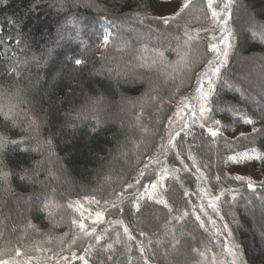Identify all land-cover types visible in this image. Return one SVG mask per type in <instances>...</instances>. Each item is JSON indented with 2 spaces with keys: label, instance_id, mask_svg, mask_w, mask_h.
Here are the masks:
<instances>
[{
  "label": "trees",
  "instance_id": "obj_1",
  "mask_svg": "<svg viewBox=\"0 0 264 264\" xmlns=\"http://www.w3.org/2000/svg\"><path fill=\"white\" fill-rule=\"evenodd\" d=\"M167 1L0 0V91L19 95L25 101L20 107L39 124L38 131H25L27 123L20 117L13 127L0 116V133L12 140L24 137V143H9L0 152V171L10 174L0 184V259L15 257L19 248L22 255L16 259L20 264L28 257L30 264L51 263L66 254L76 234L81 240L72 220L79 221L80 212L101 211L108 212L110 220L98 234L102 239H91L88 264H144L145 259L148 264H213V255L215 264H227L221 239L230 247L239 245L240 264H264V220H256L264 210V179L255 180V191H250V178H234L240 175L238 169L246 167H254L263 176L264 161L228 160L253 148L264 154V132H252L253 127L264 128V95L254 94L256 83L251 76L242 77L249 72L244 66L252 62L264 71V43L259 39L264 0H232L227 24L233 33L232 48L210 98L212 120L221 123L209 120L206 125L218 128L220 134L213 138L199 127V121H192L189 129L172 133L181 132L174 141L176 148L168 144L169 117L213 58L207 51L212 37L218 42L221 35L218 24L210 22L206 0H192L170 26L151 19L156 16L148 15L149 10ZM241 4L248 7L253 22L243 30ZM134 11L145 17L143 26ZM80 20L94 22L96 29L82 34ZM105 29L112 36L109 45L100 48ZM185 29L193 37L188 44ZM65 37L78 38V43ZM153 49L164 52V62L150 70L139 67L136 57L143 56L150 63ZM69 56L86 63L76 67L67 60ZM181 56L186 60L181 61ZM248 57L253 61L245 65ZM10 69L19 78L15 73L7 75ZM257 88L264 92V86ZM124 105L129 108L121 110ZM149 107L155 110L148 111ZM245 116L256 123L246 125ZM242 128L248 131L243 136L234 133ZM38 145L39 150H34ZM163 156L170 174L162 181L165 186L155 191L157 198L168 202L171 212L147 195L138 200L141 192L135 191L143 166L150 158ZM54 177L61 179L56 187H52ZM152 178L150 190L158 179ZM201 189L212 195L223 193L217 202L219 215L207 207L208 198ZM200 205L205 206L204 212ZM184 212L188 215L183 216ZM205 212L218 228L212 231ZM196 215L204 222L203 228ZM118 220L128 227L132 240L115 223ZM140 247L145 250L143 256Z\"/></svg>",
  "mask_w": 264,
  "mask_h": 264
},
{
  "label": "snow or ice",
  "instance_id": "obj_2",
  "mask_svg": "<svg viewBox=\"0 0 264 264\" xmlns=\"http://www.w3.org/2000/svg\"><path fill=\"white\" fill-rule=\"evenodd\" d=\"M4 2L6 3V0H4ZM206 2H207L208 10L211 13V19L216 24L223 25V27L221 28L222 36L218 42H216L215 36L212 37L213 42L208 45L207 51L213 55V59H209L207 61V65H206L207 71H205L204 73H201L197 77L198 87L196 88V92L199 93V95L197 97L198 112L196 110V107L190 106L188 103H185L184 101H182L181 102L182 107L179 108L177 110V113H175L174 115H179L180 112L185 111V110L190 111L193 123H196L197 121H199V127L201 129H206L208 134L211 137L215 138L220 134L219 129L213 128V127H206V125H207V122L209 120H211L214 125H220V123H221L220 120H212L210 113L213 111V109H212V106L210 104V98L214 92L213 85H214L216 79H218L220 77L221 69L227 65L228 57H229V51L232 48L231 40L233 37V33H232L231 29H229L227 27L228 20L231 17L232 0H224V3H223V5L219 11H217V7H219V5L214 7L216 0H206ZM169 3L172 5H175L174 11L170 15L169 14H161L160 16H157V17H151V19L158 20V21L162 22L165 26H170L172 22H174L178 18H180L182 16V14H184L185 11L190 8V6L192 5V0H181V2L179 4H175V0H169ZM64 6H65L64 3L61 2L60 8L63 9ZM137 7H140V5L138 4ZM133 16L138 17L139 22L141 24L144 23L145 17H142L140 15V12L134 11ZM101 19H104V17L101 16ZM184 34H185V36L188 37V39L185 41V44H188L193 39V37L188 34L187 29H185ZM111 36H112V33L107 31V29H105V34L102 37L103 47L106 48L109 45ZM253 38L254 39L256 38L255 33L253 34ZM61 39H63V37H61ZM176 39L179 40L180 37L177 36ZM259 39H260L261 43H264V25L261 26V29L259 32ZM221 45H223V47H221ZM153 53H154V55H153V58H152L150 63L146 60L145 57L138 55L136 57V59L138 61H140L138 66L150 70L153 67H156L158 64H161L164 62L163 61V57H164L163 51H160L159 49H153ZM67 60L70 63H74V65L76 67H80L86 63V61L83 58H74L72 56L67 57ZM180 60L185 61L186 57L181 56ZM13 73H15L17 78H19L20 74L18 72H16L15 69H10L9 72L7 73V75L11 76V75H13ZM205 77L207 78L206 81H205ZM205 86H206V90H205ZM261 94L264 95V92H262ZM185 99H187V98H185ZM23 103H25V101L21 100L19 98V95L14 96V95L10 94L7 90L0 91V116L3 117V120L5 121V123L11 121L13 127L18 126L16 124V118L20 117V119L22 121H25L27 123V128L25 129V131L31 130L33 128H35L38 131L39 130V124L37 122L36 117L31 115L28 111H26L20 107L21 104H23ZM21 113H22V115H21ZM261 119H264V117H262ZM243 122L246 125H254L256 123L255 120H253L251 117H248V116H245L243 118ZM169 123H172V117H169ZM189 128H190L189 123L184 122L181 131H184L185 129H189ZM252 132L253 133L264 132V128L258 129L256 127H253ZM180 135H181V132L178 131L175 133V135L170 136V138L168 140V144L171 147L176 148L177 145L174 143V141H176V137H178ZM187 135H188V132H185V136H187ZM241 135L243 136L244 134L241 133ZM32 139H36V137L33 136ZM9 143L11 145H14V146L21 144V143H24V137H21L19 140H12L8 136L0 133V152L4 151ZM45 143L47 145H51L52 141L47 140ZM22 150H27V149H22ZM34 150H39V145H38L37 149H34ZM176 155H177V158L179 159V157H180L179 151H177ZM189 158L193 159L191 156ZM228 160L232 161L234 163H242L244 161H249V160L264 161V154L257 153L256 149L253 148L250 151H245V152L239 153L235 156H230V157H228ZM192 166L196 167L195 162L193 163ZM147 167H148V165H145V168H147ZM196 170H197V172H201L200 168H198V167L196 168ZM169 174L170 173H169L168 169H164L163 174L158 173L157 174V176H158L157 181H153L151 183V190L149 188V185H144L145 191L143 194L140 195L138 200L143 199L144 195H147L148 200H155L156 203L163 204V206L166 208H169V211L171 212L172 209L169 207L168 202L163 197L157 198L158 194L155 191L158 186L159 187L165 186L162 183V181ZM9 175L10 174L8 172L0 171V184L6 183L8 178H9ZM140 175L143 176L144 172L142 171L140 173ZM20 178L23 180V179H25V176L21 175ZM201 178H204L203 173H201ZM234 178L237 181H244L246 179L245 177L240 176V175H237ZM219 179H220V177L217 176L216 180L219 181ZM128 187H131V185H128ZM247 187L250 191H255V185L253 184V182L251 180H247ZM201 192L203 193V195L205 197L208 198L207 207L211 208L217 215H219V208L217 206V202L221 199V195H223V193H221V195H212V194H210V191L206 190V189H201ZM185 195H188L187 191L185 192ZM232 199L235 200L236 197L233 196ZM93 202L99 203V201H95L94 198H93ZM77 203H79V202H77ZM105 203H107V201ZM68 206L72 207L71 204H69ZM46 207H47V204H46ZM134 207H136L137 210L139 209V202L138 201L134 205ZM200 211H202V212L205 211L204 205H200ZM187 215H188L187 212L183 213V216H187ZM205 215H207L206 212H205ZM89 217H91V213H89ZM181 218L182 217H178L176 219H181ZM84 219H85L84 214H83V212H81V219L79 221L76 219H73L72 225L78 227L80 232L86 236L93 235V233H95L96 229L92 228L90 231L86 230V224L84 222ZM103 219H104L103 212L97 211L95 213V219L92 222H93V224H95L97 222H102ZM221 219H223V217H221ZM196 220L201 221L200 226L203 228L204 222L201 220V217L199 215H196ZM209 222H212L211 217H209ZM115 223L123 226L124 234L127 236V238L129 240L133 239V236L129 233L128 227L124 226L123 221L118 220V221H115ZM29 226L31 227V225H29ZM227 228H228V225H225L226 230H227ZM141 235H144V233H141ZM231 235H232V233L229 232L230 237H231ZM95 239L97 242H99L102 239V237L100 235H96ZM117 243H119V240H117ZM107 247L111 248L112 245L109 244ZM238 248H239V245H233L231 247L228 244L224 245V251L230 257H232L230 264H240ZM85 251H87V249ZM139 251H140L141 255L143 256L144 251H145L144 248L140 247ZM194 251H197V250L194 249ZM21 255H22L21 250L19 248H17L16 252H15V257H12L10 259H0V264H20V261H18L16 259V257H20ZM199 255L204 256L205 253L199 252ZM73 257L76 258L75 253H73ZM111 258H112L111 256L108 257V259H111ZM31 259H32L31 257H28V259L25 260L23 262V264H30ZM65 259H67V258H65ZM78 259L83 261V264H88V261L85 259L84 256H79ZM212 260H213V264H215V261H216L215 255H213ZM144 264H148L147 259H145ZM221 264H225V262H221Z\"/></svg>",
  "mask_w": 264,
  "mask_h": 264
},
{
  "label": "rangeland",
  "instance_id": "obj_3",
  "mask_svg": "<svg viewBox=\"0 0 264 264\" xmlns=\"http://www.w3.org/2000/svg\"><path fill=\"white\" fill-rule=\"evenodd\" d=\"M180 2H181V0H177V1H175V4H179ZM223 3H224V0H216V3L214 4V7L219 5V7H217V11L220 10V8L222 7ZM76 5H80V4H76ZM96 7L97 8H100V7L102 8V6H99V7L96 6ZM174 7H175V5H172V4H170L167 1V2H164L162 4L156 5L154 8L149 10L148 15L152 14V15H155L156 17L160 16L161 14H169L170 15L174 11ZM241 7H242L243 13H245V20L241 24V28L243 30L246 27H252L253 22L251 20L252 14L249 12L248 7L244 6V4H241ZM136 18L139 21V18L138 17H136ZM209 19H210V22L212 24L214 21L211 19V14H210V18ZM78 23H79V30L81 31L82 34L85 33L89 29L90 30L91 29H96V24L94 22L84 21V20L82 22V20H80ZM63 24H64V26H66L68 23L66 21ZM218 26H219V29H220V35L222 36L221 28L223 27V25H219L218 24ZM65 40H67V41H69V42H71V43H73L75 45L78 43L77 42L78 38L76 40H74L73 37H68V38L65 37ZM118 43L121 45L122 41L120 40V41H118ZM222 46L223 45H221V47ZM100 48H103V45L100 46ZM249 58H252V57H248L247 58L248 60L246 59L247 61L244 60L243 63L245 65H247L248 63L253 61V60H251ZM256 59L259 60L258 58H256ZM248 69H249L248 74L244 73V75L242 77L251 76L252 81L254 83H256V85H254V87H252V90H253L254 94L262 96V94H261L262 91L257 88V85L264 86V83L261 81L263 79V76H264V71L257 64H255V66H254L253 62L251 64H249L248 66H244V68H243L244 71H247ZM205 71H207V68H206ZM261 75H262V78L258 77V76H261ZM206 79L207 78L205 77V81H206ZM197 87H198V84L196 83L195 87L185 97L187 99H185V98L182 99L178 103V105L175 107L176 109H175V111L172 114V123H168V131H169L168 132V137L171 136L172 133L175 132L176 130L182 129L181 126H183L184 122H187V123L190 124V122L193 121L192 117H191V112L188 111V110L180 112L179 115H174V114L177 113V110L182 107V104H181L182 101H184L185 103H188L190 106L196 107V110L198 112V100H197V97H198L199 93L196 92V88ZM205 90H206V86H205ZM102 105L103 104L98 105V108H99V106H102ZM128 108H129L128 105H126V106L124 105V107L121 110L128 109ZM154 110H155V108H153V107H149L148 108V111H154ZM105 112H106V110H105ZM150 113H153V112H150ZM119 115H121V114H119ZM245 131L248 132L247 129H243L242 128V129L236 130L234 133L235 134H239V133H243ZM51 163L53 165L57 166L56 162L52 161ZM164 164H166L165 163V156H163V157H154L152 159L150 158L147 161V163L145 164V165H148V167L145 168V165H144L142 170H141V172L142 171L144 172V175L143 176L139 175V178H138V180L136 182V184L138 186L136 187L137 190H135V191H140L141 194H143L144 191H145L144 190V185H148L151 180H154V178H152V176L153 175L157 176L158 173L163 174L164 169H165ZM238 172H239L240 175L246 176L247 178H250L249 180H251L252 182H254L255 180H258V179H264V170H262V172H261V175H263V176H260V175H257L258 172H257V170L254 167H246V168L238 169ZM58 174H60V173L58 172ZM56 179H55V177L53 178L54 181L52 182V187H54V186L56 187L57 186V182L61 180V179H58V181H57ZM135 191H133V192H135ZM191 205L196 207L192 201H191ZM259 212H261V214L256 216L257 222H259V220H264V210H261ZM259 212H257V213H259ZM95 213L93 212L91 214V217H89V215L84 213V218H85L84 222L86 224V230L90 231L92 228H95L96 229L95 233H93V235L86 236L83 233H81L80 230H79L80 239L81 240L78 241L79 238H78V235L76 234L74 236V238H73L75 240V242H73L69 248H66L64 250V251H67L66 254L64 256H62L61 258L56 259L53 262L48 263V264H76V263L79 264V262L81 261L80 259H78L79 256H84L85 259L87 261H89V255H90V252H91V245H92V242H93L91 239L94 238V236L98 235L99 232H103L105 230V228H106V226L103 227V224L108 223V220H110L109 219L110 216L108 215V212H106V213L103 212V215H104L103 221L93 224L92 221L95 219ZM205 219H207L208 223L213 226L212 231L214 230V228H218V225L214 226L213 222H209V216L205 215ZM215 236H217V235L215 234ZM218 236L221 238V235L218 234ZM221 243H222L223 250H224V244H229L228 242L226 243L224 239H221ZM86 249H87V251H85ZM73 253H75V257L76 258L73 257ZM65 258H67V259H65ZM225 259L227 261V264H229L228 261H229V259L231 261L232 257H230L227 254V257H225ZM81 262H83V261H81Z\"/></svg>",
  "mask_w": 264,
  "mask_h": 264
}]
</instances>
